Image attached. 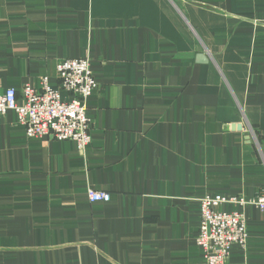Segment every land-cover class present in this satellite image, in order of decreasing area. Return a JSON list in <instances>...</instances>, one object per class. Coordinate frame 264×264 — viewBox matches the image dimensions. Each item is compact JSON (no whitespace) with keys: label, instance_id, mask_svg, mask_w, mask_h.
<instances>
[{"label":"crops","instance_id":"crops-1","mask_svg":"<svg viewBox=\"0 0 264 264\" xmlns=\"http://www.w3.org/2000/svg\"><path fill=\"white\" fill-rule=\"evenodd\" d=\"M80 58L84 150L0 118V264H205L198 199L264 196V0H0V89ZM221 210L247 225L226 264H264V210Z\"/></svg>","mask_w":264,"mask_h":264},{"label":"built area","instance_id":"built-area-1","mask_svg":"<svg viewBox=\"0 0 264 264\" xmlns=\"http://www.w3.org/2000/svg\"><path fill=\"white\" fill-rule=\"evenodd\" d=\"M55 73L59 81L56 90L48 85L47 78L41 81L39 90L28 84L19 94L12 88L0 89V118L13 112L27 138L71 141L78 149L84 150L90 143L91 126L86 101L98 86L90 70V60H61L57 62ZM62 92L69 95V101L62 100ZM86 194L90 203L110 200V194L103 191L88 190ZM225 205L242 208L255 205L264 210V196L245 200L242 197L205 195L198 199L199 230L194 242L205 264H226L232 247L244 250L247 245L245 214L238 210H221Z\"/></svg>","mask_w":264,"mask_h":264}]
</instances>
